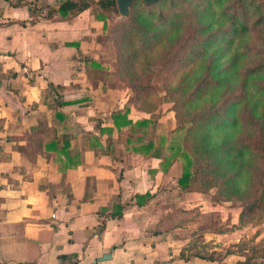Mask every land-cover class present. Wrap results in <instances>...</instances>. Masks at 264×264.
<instances>
[{"label": "crops", "instance_id": "obj_1", "mask_svg": "<svg viewBox=\"0 0 264 264\" xmlns=\"http://www.w3.org/2000/svg\"><path fill=\"white\" fill-rule=\"evenodd\" d=\"M26 1L45 16L56 0ZM14 3L0 0V263L219 264L180 258L188 239L173 228L180 211L219 206L179 189L182 160L161 163L151 125L146 135L113 125L111 113L125 106L132 122L149 118L126 89L87 76L84 57L99 60L92 51L101 35L91 10L29 23ZM49 86L62 87L60 99ZM161 117L154 135L166 138L175 123L160 135ZM116 206L121 216L111 218Z\"/></svg>", "mask_w": 264, "mask_h": 264}, {"label": "trees", "instance_id": "obj_2", "mask_svg": "<svg viewBox=\"0 0 264 264\" xmlns=\"http://www.w3.org/2000/svg\"><path fill=\"white\" fill-rule=\"evenodd\" d=\"M14 2L15 7L27 8L31 19L29 23L39 18L51 19L53 16L71 19L90 9L93 18L101 24V35L97 40L107 36L110 19L119 15L116 0H56L45 16H41L35 3L26 0ZM137 3L140 9L136 8ZM156 6L159 9L152 10ZM187 12L189 15L185 17ZM124 19L128 20L131 30L145 39L144 45L151 40L158 47H168L165 53L161 52L155 57L159 70L164 68L169 71L172 66L181 65L178 68L181 70L176 73L180 75H174L179 81L172 87L168 86L169 91L173 92L169 97L174 105L170 111L174 112L175 128L169 137L154 135L160 118L156 114L159 105L152 101L148 87L135 88L132 83L121 87L128 91V103L133 104L139 112L148 114L149 118L132 122L127 118L129 110L125 106L111 113L113 125L117 129L124 126L137 128L144 135L151 125L148 135L156 140L154 154L157 157L161 155V163L170 166L173 161L182 160L181 173L177 179L182 192L204 195L206 190L216 188L217 194L225 201L235 198L242 200L240 182L249 176L250 164L256 158L259 166L254 175V195L249 202H245L239 220H242L245 213L262 214L264 55L256 64L241 68V59L248 53H241L235 45L248 39L253 32L264 33V0H157L151 4H145L143 0H132ZM186 19H192L194 25L178 38ZM163 32L164 38L158 40ZM136 55V52L131 53V57ZM83 61L87 65L90 80H100L106 84L108 77H115L114 71L109 75L108 66L101 60L85 56ZM234 86L237 94L232 95ZM49 88L54 89L60 99L58 92L62 87ZM243 127L254 132V139L237 141V133ZM177 132H183L180 143L173 140ZM164 144L169 154L161 152ZM151 148L152 145L144 146V150ZM149 198L151 196L148 193L137 195L135 204L141 206ZM216 199L212 198V202ZM114 208L116 211L109 216L119 218L122 208ZM260 255L259 264H264V248ZM179 257L215 260L197 254L185 256L183 252ZM251 260L246 256L243 263L251 264ZM218 262L223 264L220 260Z\"/></svg>", "mask_w": 264, "mask_h": 264}, {"label": "rangeland", "instance_id": "obj_3", "mask_svg": "<svg viewBox=\"0 0 264 264\" xmlns=\"http://www.w3.org/2000/svg\"><path fill=\"white\" fill-rule=\"evenodd\" d=\"M136 8L140 9L139 3L136 4ZM155 9L159 8L156 6L152 10ZM188 15L189 12L185 17ZM187 19L184 20L180 28L178 38L194 25L192 19L189 21ZM109 28L107 36L96 39V45L92 51L96 56L99 55V60L108 66L109 75L113 71L115 72V77H108L107 83L116 88H121L129 83H132L135 88L148 87L151 90L149 94H152V101L159 105L156 114L162 116L157 130L158 134H168L174 126V112L170 111L174 105L169 97L173 92L169 91L168 86L172 87L179 81L174 75L178 70H181L178 69L181 65H174L169 71H165L164 68L159 70L155 57L161 52L165 53L168 47H158L159 45L151 40L144 45L145 39L138 32L131 30L128 20H125L124 17L113 16L110 19ZM164 35L165 32L158 40L164 38ZM235 46L241 53L244 51L248 53L241 59V68H245L246 65H254L264 55V33L253 32L248 39ZM132 52H136L137 55L131 57ZM176 75H180V73ZM232 89L231 94H237V88L234 86ZM182 135L183 132H177L174 134L173 140L180 143ZM236 138L238 142L248 141L254 139V132L243 127V130L237 133ZM258 166L259 161L253 158L249 176L245 181L240 182L242 200L235 198L225 201L220 194H217L216 188H211L205 191L204 196L211 203H213L212 198H217L213 204L219 206L218 211L209 212L205 207L203 213L180 211L174 214L173 228H181L180 232L184 236H180V238L188 239L182 247L185 256L197 254L215 260H221L227 256H240L245 259L247 256L252 258L251 264L261 262L260 252L264 248V211L262 214L245 213L242 220H239L245 202H249L254 195L253 191L256 186L254 175Z\"/></svg>", "mask_w": 264, "mask_h": 264}, {"label": "water", "instance_id": "obj_4", "mask_svg": "<svg viewBox=\"0 0 264 264\" xmlns=\"http://www.w3.org/2000/svg\"><path fill=\"white\" fill-rule=\"evenodd\" d=\"M157 0H143L145 4H151ZM132 0H116V6L121 17H126Z\"/></svg>", "mask_w": 264, "mask_h": 264}, {"label": "built area", "instance_id": "obj_5", "mask_svg": "<svg viewBox=\"0 0 264 264\" xmlns=\"http://www.w3.org/2000/svg\"><path fill=\"white\" fill-rule=\"evenodd\" d=\"M0 264H3V263H0Z\"/></svg>", "mask_w": 264, "mask_h": 264}]
</instances>
